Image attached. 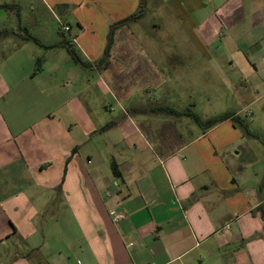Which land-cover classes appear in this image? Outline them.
<instances>
[{
	"label": "crops",
	"instance_id": "0c3cea01",
	"mask_svg": "<svg viewBox=\"0 0 264 264\" xmlns=\"http://www.w3.org/2000/svg\"><path fill=\"white\" fill-rule=\"evenodd\" d=\"M223 12L232 37L257 38L249 64L264 81V0H228ZM22 62L20 80L9 73L18 63L0 66V264H264V195L241 175L253 165L205 142L225 128L183 143L128 115L123 131L94 137L81 103L73 131L56 110L65 94L52 93L60 105L30 109L43 89L29 77L33 57ZM68 114L79 119L73 106ZM114 212L125 214L118 224Z\"/></svg>",
	"mask_w": 264,
	"mask_h": 264
},
{
	"label": "rangeland",
	"instance_id": "374dc122",
	"mask_svg": "<svg viewBox=\"0 0 264 264\" xmlns=\"http://www.w3.org/2000/svg\"><path fill=\"white\" fill-rule=\"evenodd\" d=\"M227 1L0 0V31L11 33L0 39V66L5 60L18 63L9 73L20 80L21 59L25 64L32 56L29 77L43 93L30 109L41 105L44 111L60 105L63 99L51 96L65 94L66 104L56 107L62 120L73 131L81 130L75 107L83 103L84 110L92 112L89 124L97 128L94 137L123 131L130 115L156 126L161 123L189 143L201 129L185 115L167 109L189 107L203 120L234 113L248 132L238 122L227 120L220 123L226 130L212 133L205 142L216 143L215 149L227 145L229 153H239L240 166L246 161L253 165L241 175L248 179V186H256L264 195V81L250 66L258 56L251 53L257 38L229 34L223 21ZM141 3L143 16L129 21ZM27 35L39 44L23 41ZM237 45L243 50L231 55ZM17 48L18 55H14ZM37 59L40 71L35 70ZM12 105L21 111V101ZM71 106L79 119L69 116ZM232 249L228 247V252Z\"/></svg>",
	"mask_w": 264,
	"mask_h": 264
},
{
	"label": "trees",
	"instance_id": "16d2710c",
	"mask_svg": "<svg viewBox=\"0 0 264 264\" xmlns=\"http://www.w3.org/2000/svg\"><path fill=\"white\" fill-rule=\"evenodd\" d=\"M8 8H10V7L8 6ZM143 14H144V8H143L142 3H141L138 6L137 10L131 16L128 17V20L129 21H136V20L140 19L143 16ZM23 41H33L36 44H39V42L36 38L29 36V35L25 36L23 38ZM112 42L113 41H112V35H111L109 37V48H110ZM67 51L74 56V53L70 48H67ZM77 61H78V59H77ZM36 62H37L38 66L35 70L40 71V69H41L40 68V60L37 59ZM167 110L172 112V113H177L178 115L182 114V115H185L186 117L190 118L203 132L214 127L217 124H220V123L226 121V120L238 122L239 125L241 127H243L244 130H247V132H248L247 126L244 124L243 120L241 118H239L238 115H235L234 113L225 112V113L219 114L217 116H213V117H210V118L203 120L197 114H195L193 112V110L189 107L183 111H176L173 108H169ZM112 172L115 176H117V177L119 176V172H118V170L114 164H112ZM258 211H259V215H260V220L264 226V205H260L258 207Z\"/></svg>",
	"mask_w": 264,
	"mask_h": 264
},
{
	"label": "built area",
	"instance_id": "2783aa9c",
	"mask_svg": "<svg viewBox=\"0 0 264 264\" xmlns=\"http://www.w3.org/2000/svg\"><path fill=\"white\" fill-rule=\"evenodd\" d=\"M64 29L67 30L68 27H65ZM124 218H125V214L123 212H114L111 215V219L114 224H118Z\"/></svg>",
	"mask_w": 264,
	"mask_h": 264
}]
</instances>
